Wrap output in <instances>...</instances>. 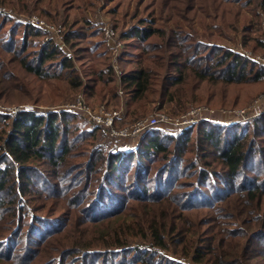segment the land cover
I'll list each match as a JSON object with an SVG mask.
<instances>
[{"label":"trees","instance_id":"16d2710c","mask_svg":"<svg viewBox=\"0 0 264 264\" xmlns=\"http://www.w3.org/2000/svg\"><path fill=\"white\" fill-rule=\"evenodd\" d=\"M44 1L0 0V9L30 14ZM64 1L39 12L70 26L71 53L0 11V98L14 89L17 102L6 101L44 103L83 89L119 106L121 88L137 121L158 102L185 115L196 101L240 106L231 89H264V66L230 48L264 51V0H174L164 26L154 14L137 20L122 31L117 83L101 30L89 18L76 25ZM81 116L0 113L1 264H264V114L233 128L149 126L129 147Z\"/></svg>","mask_w":264,"mask_h":264},{"label":"rangeland","instance_id":"374dc122","mask_svg":"<svg viewBox=\"0 0 264 264\" xmlns=\"http://www.w3.org/2000/svg\"><path fill=\"white\" fill-rule=\"evenodd\" d=\"M66 3V12L67 14L72 13L71 19L72 21H76V25H81L84 22L85 18H89L93 23L94 26L99 28L101 30L103 41L105 42L106 47L109 50L110 54V60L109 64H111L114 67V80L119 82V76L121 75V54H123V50H125V37L122 34V31L126 28H130L133 24L137 23V20H140L142 18H149V14H154V16L157 19L155 23L156 26L161 27L164 26V21L169 16L172 17V14H169V8L170 5L175 4L174 0H83L77 1V0H65ZM82 7V8H81ZM32 13H20L21 11L17 10L16 8H3L0 9L1 12L6 13L7 15L12 16L13 21H19L23 22L24 24H29L32 27H35L37 29H40L44 33L43 41L42 43H46L47 41H52L56 45L58 44L60 47V44L63 45L64 51L67 53H71V51L68 49V46L66 45L65 37L67 33L69 32L70 26L62 25L63 19H54L48 15L41 14L39 10L42 8H48V0L42 2L36 7H31ZM74 8V9H72ZM85 10V12L82 11ZM153 10V11H152ZM152 12V13H151ZM38 22H44L46 27H39L37 26ZM263 22V30H264V16L262 17ZM181 24H185L186 22L184 20L180 21ZM107 26V27H106ZM115 26L116 29L113 28ZM109 28L111 31L115 33L116 40L120 41L122 43L121 45V52L119 54V57H117V61L114 60L113 50L107 46L105 40V29ZM72 29V28H71ZM93 29V28H92ZM86 32H92L91 29L85 28ZM263 30L261 32H263ZM264 37V36H263ZM85 41L82 44H85L86 42H94V39H84ZM241 41V40H240ZM89 45V43H86ZM230 48L241 52V54H244L246 57L253 59L252 56H256L257 54L264 55V51L257 52L256 54L251 53L250 51H246L242 44L238 42L237 44H231ZM177 49V48H176ZM176 49H174L176 51ZM6 60H8V57H5ZM132 58V57H130ZM82 61L78 62L79 64ZM91 65L92 62H89ZM10 66V65H9ZM12 68V67H11ZM17 73H19V69H16ZM26 81L29 79L27 77H24V73H19ZM15 82V81H13ZM11 85V82H10ZM8 91V90H7ZM82 90H77L73 93L71 97L68 99H56L49 100L44 103H28V104H15V102L12 101H6V99H14V95L16 94L14 89H9V97H6L3 95L0 98V113L4 115H12L17 116L18 113H20L21 110L24 109V112H31L33 110H37L45 112L47 110H63L67 108V106H71L74 103H76L78 100H80L83 105H86L87 112H96L98 113L102 107H105L107 112H120L122 115V118L117 120L115 122L114 128L115 130H122L126 127H130L133 122L136 120H133L131 115H128L127 109L124 105L125 103V97L122 93V89H119V94L121 96V102L119 106H114L115 101L107 99L103 103H96L93 100H88L87 97L84 95ZM219 93V92H218ZM264 96V89H261L259 87H249V88H239V89H231L229 92V95L227 99L231 101L232 103L235 101H240L241 105L237 107H223V106H213V105H207L204 103H197V101L190 106V110L185 115H173L170 111H168L165 107L163 109H160L161 105L158 102L156 105H154V111L148 109V111L140 118V119H146L155 117L157 114L165 115V117L168 119V123L166 124H158V126H164L165 129H169L172 132H179L183 129L189 128L191 126L198 125L200 123H208L210 125L218 124L223 126H228L230 128L235 127L239 122H245L249 121L250 118H253L249 113H245V110L249 108L252 104L257 102L260 98ZM46 97V96H45ZM45 97H42L44 99ZM220 101L222 100V95L219 96ZM219 98H216L215 101L218 103ZM16 101V100H15ZM17 102V101H16ZM114 104V105H113ZM31 109V110H29ZM29 110V111H28ZM193 111V112H192ZM82 114L81 118L86 121L88 125H95L92 121L89 120L88 116H85V113L82 111H78ZM192 112V113H191ZM101 128V131L108 133V130L105 128ZM143 132L138 134L137 136L131 135V136H125V137H113L112 135L106 136V140L109 143H119L120 145H124L126 147L134 146L138 144L139 137L141 136ZM135 136V137H134ZM41 201H36L32 204H37ZM52 201H49L45 203V205H51ZM55 209L52 207L51 211H54ZM33 211V210H32ZM31 211V213H32ZM45 213V212H42ZM211 216V215H209ZM227 218V217H226ZM224 222H227V224L230 227H233L230 220L225 219ZM60 238V237H59ZM59 240V239H58ZM58 240L56 242H58ZM67 239L66 237L61 240V242H65ZM53 244L54 243H50ZM135 245H138L137 243ZM49 246V245H48ZM50 247V246H49ZM47 247V248H49ZM46 248V249H47ZM153 250L158 251L156 248H153ZM44 251V247H43ZM41 254V253H40ZM44 255V254H43ZM172 260L181 261L180 258L176 257L174 254L170 253L167 255ZM176 257V258H175ZM178 258V259H177ZM184 260L181 263L184 264H194L192 260L189 259H182ZM2 261H0V264Z\"/></svg>","mask_w":264,"mask_h":264},{"label":"built area","instance_id":"2783aa9c","mask_svg":"<svg viewBox=\"0 0 264 264\" xmlns=\"http://www.w3.org/2000/svg\"><path fill=\"white\" fill-rule=\"evenodd\" d=\"M37 26L41 28L46 27L44 22H38ZM104 36H105V40H107L106 42L107 46L113 50L114 60L117 61V57H119V54L121 52L122 43L116 40L115 33L111 31L109 28L105 29ZM60 48L64 49L63 45L60 44ZM252 58L254 61L264 66V55L257 54L256 56H252ZM87 109L88 108L86 107V105H83V103L80 100H78L76 103H74L71 106H67L66 108V110L69 111L84 112L85 116H88L89 120L92 121L93 124L105 128L106 130H108V134L112 135L113 137H125L131 135L137 136L149 126H155L160 123L161 124L168 123V119L165 117V115L157 114L155 115V117L137 120L133 122L130 127H126L122 130H115L114 128L115 122L122 118L120 112L109 113L107 112L105 107H102L98 113L96 112L93 113L91 111L87 112ZM245 113H249L253 117L250 119H255L259 116H262L264 114V96L260 98L257 102L252 104L249 108H247L245 110Z\"/></svg>","mask_w":264,"mask_h":264}]
</instances>
